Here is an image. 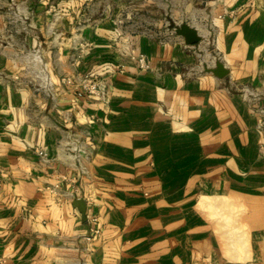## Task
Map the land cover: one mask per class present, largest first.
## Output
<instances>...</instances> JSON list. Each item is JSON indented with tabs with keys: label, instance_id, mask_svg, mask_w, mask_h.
Masks as SVG:
<instances>
[{
	"label": "crops",
	"instance_id": "obj_1",
	"mask_svg": "<svg viewBox=\"0 0 264 264\" xmlns=\"http://www.w3.org/2000/svg\"><path fill=\"white\" fill-rule=\"evenodd\" d=\"M8 1L32 20L30 41L4 40ZM93 1L0 0V264H264V0L177 11L211 22V42L193 45L160 30L120 37ZM46 32L66 37L41 42ZM82 44L78 72L121 67L101 98L59 86ZM37 46L48 49L46 94L13 80L16 50ZM137 54L148 69L130 60ZM214 62L223 77L208 71ZM239 208L247 215L233 225ZM89 216L100 232L87 243ZM232 225L246 249L235 242L228 259L215 228Z\"/></svg>",
	"mask_w": 264,
	"mask_h": 264
},
{
	"label": "rangeland",
	"instance_id": "obj_2",
	"mask_svg": "<svg viewBox=\"0 0 264 264\" xmlns=\"http://www.w3.org/2000/svg\"><path fill=\"white\" fill-rule=\"evenodd\" d=\"M200 0H98V5L93 1V7L91 11L95 12L97 10L96 6H101L106 12L107 16H100L102 21H107L112 24L114 28H119L120 33L117 34L120 37L132 36L135 33H130L129 31H144L145 34H155L159 35L158 31L166 33L168 37H180L175 34L174 29L184 25L186 27L197 28V35L199 37L198 42H206L209 44L213 38V33L209 32L210 20L207 17H186L182 12L183 8H200ZM199 3V4H198ZM4 8V7H3ZM9 15L6 19L7 21V32L3 34L4 40L9 44L11 41H30L33 37L31 32L33 25L32 20L29 16L25 14H18L23 7L16 5L14 2L8 1V6L6 7ZM181 12H177L180 11ZM130 12V13H129ZM11 13V14H10ZM17 13V14H16ZM111 13H113L111 15ZM119 14V16L117 15ZM117 15V16H116ZM192 29V28H191ZM43 37L40 41L63 39L64 34L57 33H42ZM66 37V36H64ZM71 37V36H70ZM71 39L75 41L74 34ZM88 45H81L74 49H71V54L73 60L70 62L72 68V75L60 76L58 78V83L61 89L74 92L76 96V89H79L78 84L85 80L86 83H95L101 89V94L98 96H92L88 94H83L80 97H96L101 98L106 94L108 90V81L113 78V76L121 70L120 66L113 64L111 62H103L96 66L95 70H87L84 72H78L77 66L80 60L83 59ZM21 53V58L23 60L18 75L13 78V80H19L26 88L30 90L39 91L41 94L44 92H49L52 88L51 79L47 72L48 67L42 62L43 53L48 51V49H42L40 46L32 48H21L16 50ZM42 53V54H41ZM20 56V55H19ZM41 63V64H40ZM217 63V62H214ZM214 65V64H213ZM207 67V65L205 64ZM209 69V68H207ZM69 79L72 83V87L66 86L65 83L62 84L61 80ZM79 97V96H77ZM224 208V202L220 201V205L216 206V218L224 219L223 213L221 212ZM231 222L233 225L239 224L241 218L247 215V211L242 209H232L231 212ZM232 225V233H224L223 227H216V233H220L221 241H223V246L227 258L229 259L231 255H234L233 247L234 243H238L241 247L246 249V239L242 234H235ZM244 229V228H243ZM242 229V230H243ZM238 231V230H235ZM245 252V250L243 251Z\"/></svg>",
	"mask_w": 264,
	"mask_h": 264
},
{
	"label": "built area",
	"instance_id": "obj_3",
	"mask_svg": "<svg viewBox=\"0 0 264 264\" xmlns=\"http://www.w3.org/2000/svg\"><path fill=\"white\" fill-rule=\"evenodd\" d=\"M130 60L136 65V67L139 70L148 69V65H147L146 60L142 54L132 55V56H130ZM61 81H62V84L65 83L66 86L72 87V83L69 79L61 80ZM78 87H79V89H76V96H79V97L83 94L98 96L102 93L101 89L99 88L98 85H96L95 83H90V82L86 83L85 80H82L78 84ZM242 96H246L245 90L242 91ZM258 115L260 116L261 120L258 123L257 127L259 129H264V111L259 110ZM66 150L68 152L67 156L73 160H77L79 155L84 154V152L82 151V148L80 147L78 142L77 143L72 142L71 144L69 143V145H67ZM37 154L39 156H44V154L42 152H38ZM262 154L264 155V152H262ZM45 190L47 192H49L50 194H52L58 190V187H57V185H55L52 187H47V188H45ZM72 194L73 193H66L65 195L69 199H72V197H73ZM86 223H87V235H85L83 239L85 242L90 243L96 236H98V234L100 232V228L98 225L97 218L94 216L87 217Z\"/></svg>",
	"mask_w": 264,
	"mask_h": 264
},
{
	"label": "water",
	"instance_id": "obj_4",
	"mask_svg": "<svg viewBox=\"0 0 264 264\" xmlns=\"http://www.w3.org/2000/svg\"><path fill=\"white\" fill-rule=\"evenodd\" d=\"M174 32L176 35L182 37L187 45H193V44L197 43L199 40V37H198L197 33L195 32V30H193L189 27H186L184 25L174 29ZM208 71L211 72L212 74H214L215 76L219 77V78H221L225 75V71L223 70V68L221 67V65L218 62L214 63L213 68L208 70ZM74 204L75 205L81 204V201L76 199V200H74ZM79 213H80V215L83 216L84 215V209L80 207Z\"/></svg>",
	"mask_w": 264,
	"mask_h": 264
},
{
	"label": "bare ground",
	"instance_id": "obj_5",
	"mask_svg": "<svg viewBox=\"0 0 264 264\" xmlns=\"http://www.w3.org/2000/svg\"><path fill=\"white\" fill-rule=\"evenodd\" d=\"M225 68V67H224Z\"/></svg>",
	"mask_w": 264,
	"mask_h": 264
}]
</instances>
